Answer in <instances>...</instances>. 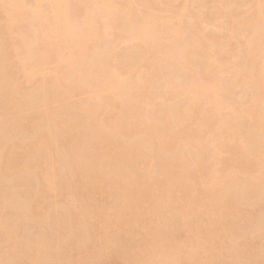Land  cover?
Instances as JSON below:
<instances>
[{"label": "bare ground", "instance_id": "6f19581e", "mask_svg": "<svg viewBox=\"0 0 264 264\" xmlns=\"http://www.w3.org/2000/svg\"><path fill=\"white\" fill-rule=\"evenodd\" d=\"M46 1L55 15L51 25L44 26L35 15L28 17L25 31L21 24L17 25L22 37L14 39V47L21 48L27 41H36L33 36H39L42 47L38 50L42 54L35 58L27 55L24 73H43L44 59L50 57L55 59L53 71L58 76L48 84L52 105L38 108L43 114L39 121L44 127L34 138L16 147L29 148L38 156L51 152L48 165L51 168L68 165L70 174L38 179L33 188L27 185L32 191L30 189L28 198L22 194L27 200L18 205L17 212L31 220L27 223L46 222L48 216L45 210H40L53 205L48 202L47 193H56L60 190L59 184L65 185L61 190L71 189L64 197L67 201L64 213L67 214L50 208L52 233L61 230L65 235L51 241L44 237L46 234L35 239L22 238L15 230L22 220L13 219L18 223L12 226L0 222V242L12 247L8 254L14 256L19 252L40 264L46 263L49 249L64 258L57 264H98L113 253L123 260L120 264H264V256L255 257L249 250L252 242L248 228L236 235L233 222L243 211V203L253 202L258 197L255 179L258 181L259 172L264 173V0H255L249 8L246 5L252 0H211L215 15L225 14L229 21L227 35L222 36L209 35L204 31L207 28L197 27V23L212 19V11H207L209 16L205 19L203 13L189 10V0H183L178 9L174 8L175 15L166 19L151 14L145 17L139 6L148 0H121L122 4L100 0L91 6L84 1L77 5V0ZM134 2L139 6L134 8ZM1 3L3 7L9 4L6 0ZM116 4H121L120 10H116ZM238 9L241 11L236 12ZM96 10L100 14L95 13ZM117 13L125 17L119 38L122 41L136 39L140 45H125L121 55H115L118 64L109 67L112 44L107 48L106 40L90 45L91 30L98 17L108 20L107 28L118 29L113 21ZM11 18L14 20L20 15L14 13ZM184 19H188V23ZM248 30L262 40L248 35ZM26 32H31L27 38L24 37ZM184 34L187 37L183 39ZM182 40V45L178 44ZM182 46L186 48L178 49ZM63 52L68 58H61ZM7 57L9 53L0 50V84H9V90L0 86V93L4 91L0 94V103L3 101L4 106L10 107L18 91L14 81L10 84L11 78L3 71L2 61ZM152 58L166 65L167 74L172 77L166 84L156 82L152 86L153 93L137 97L133 90L143 81L141 62ZM170 66L184 75H173ZM64 73L69 76L64 78ZM188 75L192 84L189 91L185 80ZM211 76L213 80L209 81ZM161 89H165L167 101L161 106L160 115L154 117L149 108L162 93ZM235 89H238L236 96H242L238 100ZM100 91L109 93L110 98L102 99ZM115 103L120 109L118 113L112 111ZM122 110L131 117H122ZM72 112L82 116L83 122H78L76 127L84 124L101 151L93 161L85 157L87 144L74 145L76 140L69 135L76 120ZM197 113L204 116L193 118ZM145 117H149L147 121L143 120ZM15 124L18 125L17 119ZM191 125H197L195 132L185 130ZM49 128L55 130L52 135L46 133ZM136 131L147 135L142 138L141 134L138 138L137 134L136 138ZM55 134H59L58 137ZM205 135L210 137L209 143ZM56 138L71 144L66 156L54 146ZM7 149L0 148V175L5 180L13 169L4 166L5 156L11 158L14 153L10 147ZM156 160L157 164L153 165L152 161ZM16 163V167L23 168L19 161ZM24 163L28 168L35 166ZM253 166L259 167L257 174L252 171ZM162 169L165 177L159 174ZM104 176L116 180L115 194L117 192L122 200L114 202L109 212L98 210L104 225L101 227L99 223L101 229L97 230L88 222L98 190L90 195L84 191L87 185L96 187V179ZM219 185L239 189V193L235 189V194L222 195L217 188ZM179 191L182 193L177 195ZM9 196H5V205ZM11 203L17 204L13 200ZM262 212L259 216H263L264 207ZM108 213L114 219V222L110 220L115 225L113 228L108 224ZM192 215L206 218L205 226L196 234L188 235L190 226L186 220ZM259 216L256 220H262V225L264 216ZM172 231H178V241L169 244V236H174L170 235ZM182 231L184 235H180ZM234 236L242 240L234 241Z\"/></svg>", "mask_w": 264, "mask_h": 264}, {"label": "rangeland", "instance_id": "374dc122", "mask_svg": "<svg viewBox=\"0 0 264 264\" xmlns=\"http://www.w3.org/2000/svg\"><path fill=\"white\" fill-rule=\"evenodd\" d=\"M80 1H84V3H87L88 5L91 6L93 2L95 1L98 2L100 0H77L76 4L77 5L81 4L82 2ZM112 1L122 4L121 0H112ZM195 1L189 0L190 2L189 10L190 11L196 12V13L198 12L200 14L203 13L205 19H208L206 17L209 16V14H207V11L208 10L212 11V14L210 15L212 19L210 20L208 19L207 21L205 20L204 22L197 23V27L201 30L202 28L203 29L207 28L208 30H204V31L208 33L209 35L210 33L215 36L227 35V28L229 24L227 16H225V14L222 16L218 14V17H217V15H215L216 11L212 9V6L214 5V3L211 0H205L203 4L200 2L202 5L199 3V1H196V2ZM239 1H242V0H239ZM182 2L183 0H148L146 4H143L141 6H139L137 2H134V5H135L134 8L138 6L139 8H142L145 17L151 14V16L157 15L159 17L166 19L167 17L175 15L176 9L174 8L177 7L178 9L182 5L181 4ZM6 3H9L8 6L6 4L7 8L3 7L1 0H0V50H2L5 53H9V57H7L6 59L2 61V66H3V71H5V74L11 78L9 83L12 84V81H14L18 93H17V96L15 95V98H14L15 103L11 105L10 107L4 106L3 101L0 103V148L1 149L4 148V150H8L7 148L10 147V149L14 152L11 158H8V156L6 155L5 160H4V164H5L4 166L6 168H13L10 172L8 171L9 173H7V175L9 176L6 175L9 178L8 179L6 178L5 180V177H2V174L0 175V177H2L0 178V199L2 200V198L4 197L2 201H4L5 196L8 197L9 194L11 195V191L13 192L12 195H14L15 193V196L17 193V196L20 199L24 198L22 194L25 197H27L31 193L30 189L32 191V188L35 187L36 183L38 182V179H44L46 176H56V175L67 176L70 174V167L68 165L60 166L61 169L60 167L51 168L48 165V163L50 162L49 157L52 155L51 152H47L46 154H41V156H38V155L33 154L29 148L19 149L16 147L18 143L23 142V141L27 142L30 139L34 138V135L40 131L41 127L42 126L44 127L45 124L39 121V118L42 117L43 114L42 112L38 111V108L42 107L45 104L52 105L48 97L49 95L48 94L49 93L48 84L50 80H55V78L58 76V73L53 71V64L55 63V59L50 58V57H47L44 59L45 64H44L43 73H32V72L30 74L24 73V70H23L24 59L27 58V55H32L33 58L41 56L42 51L38 50V48L42 47V45L39 41V36H33V38L36 41H32V40L27 41L28 43L23 44L21 48L19 47L15 49L14 42L16 40L14 39H17L18 37H22V34L19 33V31L17 30V25L21 24L23 26L22 31L23 30L25 31L24 24L26 23V20L28 19V17L35 15L38 17L39 20L43 21L44 26H47V25L50 26L51 25L50 21L55 18V15L50 10L48 1L46 0H6ZM254 3H255V0H252L250 3H247L246 5L247 8L252 7ZM121 4H116L115 6L116 10H120ZM73 5L75 6V1H73ZM12 10L14 11V13H18L20 15V18H16L13 20L11 18L14 14ZM238 11H241V9H238L236 12ZM95 13H99V12L96 10ZM177 13H179V10L177 11ZM97 20L98 21L94 23L92 30H91L92 40L90 42L91 43L90 45L97 44V43L100 44L106 40L108 41L107 46H106L107 48L110 47V43L112 44L111 54L109 53L110 55L108 56L109 67H111L114 64H118L116 62L115 55L116 56L118 54L121 55L120 52L122 53L124 51L123 49L126 48L124 47L125 45L126 46H128L129 44L140 45L138 40L136 39H133L130 41H122V39L119 38V35L123 33L121 27L125 23V17L124 15H121V13H117L116 15H114V18H113V21H116L115 22L116 25L119 26L118 29L107 28L106 24L108 20L106 18L98 17ZM184 20H185V23H188V19H184ZM211 24L215 25L218 28V30L213 29ZM30 33L31 32H26L24 37L27 38L30 35ZM35 33L36 32H33V34ZM249 34L251 35V37L260 38V36L252 33L250 30H248V35ZM185 37H187L186 34L183 35V39ZM261 40L262 38L258 39L257 41H261ZM182 43H183V40L178 41V44L182 45ZM180 48L184 49L186 48V46L179 47L178 49ZM91 52L93 53V48ZM90 54L91 53H88V56H90ZM61 58L63 59L68 58V54L66 52H63L61 54ZM171 68L173 69V75H177V76L184 75L183 72L177 70L175 66ZM140 73H141V77L143 78V81L138 87H136L133 90V94L137 97H144L145 95L148 94V92L149 94L153 93L152 86L155 85L156 82H159L160 84L162 83L166 84L170 80L169 78L172 77V74L170 75L167 74L166 65L164 66L163 63L160 64L154 58H152L151 60L141 62V72ZM65 75L66 77L69 76V74L64 73L63 74L64 78H66ZM185 80L187 82L186 84L187 90L189 91L190 90L189 87L192 85L189 82V75L187 78H185ZM208 80L212 81L213 80L212 76L209 77ZM182 83L184 84V82ZM0 86L3 89L6 88L9 90V84H5V82L1 83ZM159 91L162 93L157 97L155 104L149 108V111L154 117H158L160 115L159 112L161 111L159 110H161V106L163 107V105L167 101V94L164 92L165 89H161ZM3 92L4 91L1 90L0 94H3ZM234 93H235V97H237L236 94L238 93V89H235ZM243 93L244 95L248 94L247 92L246 94L245 92ZM46 95L47 97L45 98ZM99 96L102 99H107V98H110L111 95L107 93L106 91H100ZM239 97L240 96H238L236 99L238 100ZM0 100L2 99L0 98ZM51 109L53 111L55 110L53 108ZM112 111L114 113L120 112V109L118 108V103L114 104ZM72 113H75V112H72ZM75 114H74L75 116H73V119L74 117H76L75 118L76 120L74 119L75 122L70 129L69 135H72V137L75 138L76 141L73 143L74 145L78 142L80 143L85 142V144H87V149L84 151L85 157H87V160L89 162L93 161L101 153V151L94 144L93 138L89 137L87 128L85 127L84 124L81 125L80 127L79 126L76 127L78 122H83V121L81 120L82 119L81 115L80 116L77 115V112ZM49 115L51 116V114ZM121 116L126 117V118L131 117L130 113L125 110L121 111ZM202 116L204 115L197 113L196 116H194L193 118H200ZM96 118L99 119L98 114L96 115ZM148 118L149 117H145L143 120L147 121ZM16 119L18 120V125L15 124ZM95 122L96 124H98L97 121ZM196 129H197V125H191L185 128V130L188 132L190 131L195 132ZM54 132L55 130L53 129H50V128L46 129V133L48 135H52ZM137 134L138 132L136 131V138H137ZM141 134H142V138H144L145 135H147V134H144L142 131L140 135ZM58 135L59 134H57L55 137H58ZM140 135L138 134V138L140 137ZM68 137L69 136H67V138ZM204 138H205V141H207L208 143L210 142V137H206L205 135ZM55 145L60 149V152L62 153V155H65V156H66V153L70 151V149L72 148L71 144L69 142L66 143L65 140H63L62 138H56L54 146ZM130 145H131V142H130ZM17 161H19V164H20L19 166L23 168L16 167L15 164H17L16 163ZM26 161L27 163H30L31 165H35V166L28 168L27 166H25V163H24ZM148 162L150 161L148 160ZM152 164L153 165L157 164V160L152 161ZM137 165L138 167L141 166L140 161L138 162ZM24 169H27V170H24ZM258 169H259L258 166L252 167V171H254L256 174H257L256 171H259ZM85 173L88 174V171H86ZM159 174L165 177L164 169H162L159 172ZM261 175H264V173L261 174L259 172L257 174L258 181L260 182H258L257 179H255L257 182L256 184H258L256 186L258 197L253 202L252 201L244 202L242 205L243 211L237 216H235L233 220L234 229H235L234 231L236 235L240 234L244 228L246 229L248 228L250 232V239L252 242L251 246H249V250L251 254L254 255L255 257H259L261 255L264 256V226H263L264 218H263L262 225L260 224L262 220L260 219L256 220V218L259 215H261V213H263L262 209L264 207V181H261V179H264V178ZM115 181L116 180L110 177L104 176L101 179H96V182H95L96 187L87 185V188L84 191L85 193H88L90 195L96 190H98V194L96 195V198L94 199V205H93L92 213H91L93 217L90 216L89 222H88L94 229H97L98 227L100 228L99 223L101 224V227L103 224V221H101L102 223L100 222V219L103 220V218L99 215L98 210L106 209L108 210L107 212H109V210H111L112 205H114V202L122 200L121 196L117 197V195H119L117 194V192H116L117 195L115 194V190H114V186H115L114 184H116ZM25 185L26 186L28 185L32 188L28 186L26 187ZM63 186L65 185L59 184L60 190L58 192L56 193L50 192V193H47L46 195L48 198V202L51 205L53 204L51 207H49V209L47 208V209L40 210V212H43V210H45L46 217L48 216V220H46V222L44 223L38 222L37 224L35 222L32 223L33 222L32 221V222H28L30 223L28 224L27 221L29 219H27L25 215L22 214V212L21 214L18 213L20 209L18 205H21L23 202H25L24 200L25 199L27 200L28 197L24 198L21 201L20 199L17 198V196L15 197L12 195H11L12 197L9 196L10 200L9 201L7 200L8 202H10V203L8 202L6 203L7 206L5 205L6 201L4 202L0 201V205H2V203H4L3 205H5L3 207V210H0V222H3L6 225L12 226L15 223V221L22 220V222H19V223L17 222L18 224L15 223L17 224L15 226L16 227L15 230L16 231L17 230L19 231V229L21 230L19 231V233L17 231V234L21 235L22 238H25L26 236V238L28 237V239L30 238L35 239L37 237H40L41 235L46 234L47 236L44 235V237L46 238L48 237L47 239H49V241H51L52 239H58V238L62 239L64 237L63 235H65L64 234L65 231L63 233L61 230H58L53 234L52 233L53 227L51 226L52 221L50 219V216H51V213L53 212L52 210L54 209L60 212L62 211L64 215L67 214V213L66 214L64 213V211L67 212V209H66L67 205L65 203L67 201L66 199H64V197L65 196L67 197L71 189L68 187H65V189L61 190ZM217 188L220 189V193L222 195H228V194L232 195V193H234L236 189V188L227 189L226 186L224 185H219L217 186ZM25 190L27 192H25ZM236 190L239 193V189H236ZM181 193L182 192L180 191L176 192L177 195ZM20 194L22 197H20ZM11 199L13 200V202H17V204L11 203L12 202ZM20 201L21 203H19ZM16 206H18L19 208ZM14 207H16V209L18 208V210H16ZM50 208H53V209L51 210ZM16 213L18 217H16L17 216ZM19 214L21 215V217L19 216ZM110 214L111 213H108V216H107L108 218L110 217V219H108L109 221L108 224H110L111 227L113 228L115 225L113 226L114 223H110V222L112 220H113L112 222H114V219L112 218ZM23 215L26 218L27 224L25 223V220H24L25 218L23 219L22 217ZM98 215L100 216V218ZM263 216H259V218H262ZM205 220L206 218L202 216L192 215V217L186 220L187 224L190 226L186 234L188 235H192L193 233L196 234L199 229L205 226ZM254 221L257 224H255ZM9 222L11 225L7 224ZM253 225L254 227H252ZM256 225L258 226L256 227ZM260 228L263 229V231ZM50 230H51V233H50ZM176 233H178V231L176 232L172 231L170 233V235L174 234V236L173 235L169 236L168 240L171 241L169 244H173L176 241H178V237H177L178 235H176ZM180 235H184L183 231ZM236 239H237V242L242 240L240 236L239 237L236 236L234 241ZM0 244H1L0 245V264H12V263L17 264L18 262H21L22 264H40V263H37L36 261L34 262L33 258L30 260L31 257L29 258L28 255H23L22 253L20 254L19 252H16L14 256H13V253L9 255L8 253L12 251L11 250L12 247L9 246V244L6 245L7 247H5L4 243L2 242H0ZM2 245H4V247ZM60 257H57L55 255V252L52 249H49L48 256L46 258L47 260L46 259L44 260L46 263H42V264H57L58 260L64 259ZM99 262L100 263L98 264H120L121 262H123V260H120V257L116 255L115 253H113L111 256L102 258ZM167 264H170V263H167Z\"/></svg>", "mask_w": 264, "mask_h": 264}]
</instances>
